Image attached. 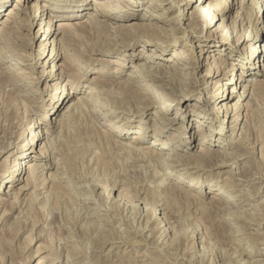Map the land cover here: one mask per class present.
<instances>
[{
  "label": "rangeland",
  "instance_id": "rangeland-1",
  "mask_svg": "<svg viewBox=\"0 0 264 264\" xmlns=\"http://www.w3.org/2000/svg\"><path fill=\"white\" fill-rule=\"evenodd\" d=\"M28 1L31 4L35 1L37 2V0H27L26 2L28 3ZM39 1L42 2L44 0ZM150 1L161 4L163 8L153 10V16L146 18L133 17L129 20L118 21L115 25L122 24V31L121 29H112L108 31L109 29L107 30L102 26H95L96 28L91 29L88 26L87 32H82L80 35L81 37H78L76 42H79L77 45L81 46L83 49L85 45L90 48L93 46L99 47L92 53L87 52L88 56L68 55L67 58L65 57L66 59L64 57L61 59L56 58L54 62L57 64V73L59 72L58 67L61 63L73 69V72L69 75H63L62 78H65L64 80L56 76H47L46 73L48 70L50 71L51 67H48V64L42 67L40 64L36 63V61L43 63V57L46 55L45 53L42 55L41 59H36V55L39 54V44L41 41L40 36L36 35L40 26L38 23L44 20L41 19L38 21L37 19L36 23L32 18L28 17L26 13L18 9L20 15L14 18L15 23L12 25L13 29H7V34L11 35L14 47L6 44L5 39L8 36H5L3 43H1V46L5 44L7 47H10V49H17L16 51L18 53V49L23 51L19 53V56H17L16 53H9L12 62L6 60L1 63L5 71L0 72V177L4 174L5 176L7 175L5 181L0 185L2 189L6 187L5 193L3 190L0 192V264H38V261L40 262L39 264H63L64 262H67V264H263L260 259H264V255H260L258 252L253 253V250H255L253 247H257L256 251L264 247V86L263 89H261V85L259 90L252 92L253 83L255 81L254 78L256 76L249 75V72L245 73V79L247 80L243 79L241 85H248L247 89H250L249 93L248 91L246 92L248 93V97L243 98V103H247V108L250 107V109L247 110L246 108V110H244V108H242V114L237 120V122H240V119L244 117L241 126L244 124L245 127L242 130L236 129V133L233 134L234 138L230 139L229 136L224 137L232 142H230L226 148H221L222 144L221 146L212 145L210 147L214 150L220 149L221 151H225L224 149H227V152H231L237 149L235 146L238 140L241 139L240 137H245V146L248 144L246 148H249L251 151H246L242 147L241 149L239 148L237 151L240 153L246 151L247 157L241 158L235 163H231V161L223 166L214 163L215 165L208 164V167L204 168L206 164L200 161L203 167L197 168L195 167L198 165L197 160H192L193 162L196 161L194 163L191 160V162L186 160L184 164L174 168L173 163H170L172 162L170 156V160L167 159L166 161L167 165H165L164 168L159 167L156 162H152L148 155L143 154L142 149L137 151H132L130 149V152L129 149L126 151L121 149L123 151H120L116 146H112V142L109 139L110 137L107 136L101 140L99 137L94 136L91 140L94 134L92 132H90L91 135L88 134V128L91 130L94 126L86 119L90 118V116L87 117V114L84 115L85 112L81 111L82 115L80 112H77L73 115V118L71 117L69 121L67 120L66 128H68L66 129L67 131L65 130L66 134L63 132L65 136H60V138L64 140H60L61 142L59 141V135L62 132H60V130L62 128L58 124H53V129L57 131L53 132L50 136V139H52L50 140L52 141L51 143H55L56 147L62 150L63 153H61L63 155L65 154L64 156L68 158V160L66 159L67 165L70 164L69 166H64L66 170L69 168L65 172L66 176L61 182H59V180H57L58 182L56 181V183H58L56 185L62 186V195L49 194L56 186L52 187L53 185L50 182L52 177L48 178L50 175L49 173H56L57 168L61 167V163L58 160L61 156L56 160L51 159V161H54L52 166L46 165L49 161V157L40 156L42 147L48 142L46 134V137L44 135L37 145L35 144L30 149L26 148L25 156L28 154L29 156L25 160H32L33 162L36 160L43 161L41 162L45 163L43 164L45 168L43 171L45 173H43V175H46L45 177L47 178L43 176V180L41 179L42 182L40 181L35 185L31 184L32 186L30 184L28 185L25 180L18 181V177H16L18 172L15 174L14 178H12V173L10 171L14 167L13 164L16 163V160L18 161V159L22 158L16 154V152L20 150L18 147H20L23 138L19 136L23 133L25 135L24 138L27 136V131L25 129L28 127V123L33 121V119H40V122L42 121V114L49 108V98L53 91V89L48 87L49 85L55 84L56 82L66 83L67 80L71 79L82 87L81 93L78 95L86 96L83 92L90 84L88 80H92L95 75L99 74L96 73L98 70L104 69L107 73H112V70L118 68L116 63H110L106 60L113 57L123 62L119 66L123 71L121 77L118 78L120 81L126 80L128 75L132 72L133 67L137 66L141 73H143V77L138 78L141 84L144 85L145 82L149 84L150 82L149 86L162 92L165 96L167 95L166 97H170V95H168L171 94L169 90L163 91L158 85L159 83L148 81L150 74L147 72L149 71L144 70L143 67L136 64L146 62L152 65L153 69V67H160L161 65L159 63H163V67H165L166 64H169L166 59L169 57L168 55L173 52L172 50H174L175 46L178 48H183L184 46H188L190 49L194 48L203 62V65L198 69L191 68L186 71V73L190 72L187 74V76H189L185 78L188 84H191L190 86L193 88H198L195 89L196 93L191 95V98H188L187 103H178L172 108L173 110L170 111L169 117L173 116L175 121L173 122L171 120L165 123H159L158 121L157 125L161 127L159 131L161 135L157 136L155 133L158 126L154 120L157 119V116H155L158 110L156 106L146 107L142 112L134 111V113L129 109L128 111H121L118 119L121 120V124L126 122L128 118L133 119V125H139L141 121L146 122L144 123L146 135L145 140L140 143L141 148L148 144L153 138H156V143L160 145V142L167 140L170 135H174L175 130H178V132H181L182 135L184 134V138H188L191 143L185 142L183 140L184 138H181L179 141L176 140V143L178 142L177 144H179V142H182V147L185 145V150L188 149L192 155L190 156L185 150L183 151L177 148H175V150L168 149V151L170 153H172L171 151H177L190 157L197 156L201 146H198L200 136L195 134L194 139V126L199 124V120H203L205 124H203L202 127L206 128L205 130L209 132L208 127L215 126L214 122L210 123V118L216 117L214 113H211L212 106H208V104L205 105L199 102V100L200 98L202 100L208 99L209 95L207 92L214 93L216 91V87L218 86L214 87L215 81L220 80L221 83L227 82L226 78L230 77V72L227 73L225 77L214 74L213 72L207 75L208 70L214 68V66H211L216 61L214 58L218 56L223 57L225 63H227V69L231 71L237 66L238 68H235V71L238 72V74H241V71H245L246 69L240 67L244 58L246 59V53L248 52H244L245 43L242 38L238 40L237 38L244 32L242 30L243 28L245 31L246 29L247 31L250 30L249 27L251 22L246 16L250 13L249 6L251 0H233L235 2L234 7L226 11L225 15H223L224 20H222V15L217 14L216 9V7H218L217 2L220 1L222 3V0L203 1L202 4L204 6L206 5L205 10L208 8L206 18L209 21H204V19L197 20L195 16H192L191 12L195 10V6L197 4L199 5V2L196 3L189 0H187V2L186 0H138V11L144 13ZM12 3L14 5L16 0H9L7 2L6 6L2 8L3 11L0 14V18L4 16V13H8V10H5ZM62 3H64V1ZM87 7H84L83 13L78 17L77 22H83L88 17V12H93L92 5L91 9H87ZM123 7L129 9L125 4H123ZM209 10L213 14L211 12L209 14ZM158 11L164 14L162 17L163 19L154 16V14L157 15ZM259 15H262L260 19L264 21V10L262 8ZM179 17H181L180 20ZM58 19H60V17H55L54 21ZM2 20L3 19H0V22H2ZM239 20L242 22L241 25L243 28L240 25L239 27L242 29L239 28L238 30V24H240ZM144 22L158 23L159 30L157 29V31H160L158 32L159 37L152 38L153 42L152 40L147 42L140 40L132 45L124 46V43H130V40L125 39L128 37L132 38L133 34L141 33L140 37H143L145 33L144 30L137 31L136 23ZM260 26H264V23L262 22ZM220 28L224 30L223 35L230 31L227 34L230 35V38L233 40L230 39L229 44L222 45L218 42V39L222 36V30L220 31ZM60 30L62 29L60 28ZM262 33L264 34V30H262ZM56 35L57 38H60L64 35V31L56 32ZM111 35L118 36L116 39L113 38L112 40ZM154 41L162 43L161 45L165 49L161 50L160 45H156ZM172 41H175L174 44H170ZM106 44L118 47V49L108 51V46H106ZM197 45L199 47H196ZM50 49L51 46L49 47V50ZM139 49L154 53L152 60L150 61L146 59V57H143ZM69 51L72 52L74 50ZM188 52L191 51L189 50ZM210 53L216 56H209ZM263 55L264 52L262 53L260 65L262 64ZM46 59H48V57ZM183 66H190V64H188V62L184 65L181 64V67ZM257 66L256 63L251 64V67H255V69ZM17 67L24 68L26 74L24 76L19 75L16 70L20 68ZM256 70H258V68ZM242 74L244 75V73ZM3 75H11L13 77L18 75L23 81L14 82L12 83L14 86H11L12 84L10 81V83L8 81L3 82ZM81 76L87 77L88 80L78 78ZM108 76L113 77V79L116 78L112 75H107V77ZM197 78L200 81L199 84ZM251 78H253L252 81H250ZM144 79L146 81H144ZM259 79L264 85V73ZM70 87L71 84L69 83L67 89H70ZM243 87L244 86L238 84L237 91L240 90L242 92ZM100 90L102 89L100 88ZM22 91L24 93H22ZM25 95L28 97L25 98ZM70 95L69 97L71 98H69V102L77 100L78 95ZM119 95L121 94L119 93ZM97 98L99 101H102L104 96L101 93H97ZM234 98L235 100L241 99L239 96H235ZM69 99L59 108V111H56L55 108L51 111L50 115L56 112L52 117L54 118L56 116V119L60 118V115L66 110L65 106ZM113 99L116 100L117 98L113 97ZM173 102L176 103L177 101L175 100ZM190 103L193 105H190ZM88 104H90L92 108L93 100L89 99ZM194 104L202 105L205 110H198ZM11 106L13 108V113L11 110L8 111L11 109ZM186 109L187 111L184 114L175 116L176 111L183 113ZM192 109H195L196 112L193 110V112L189 114V117L182 118L188 115V112ZM100 110V113H95V117L99 119L97 124L105 128L115 118H112V114H109V116H105V119L101 113H107L106 110L102 108ZM4 111H7L6 114ZM132 113H134V115H131ZM198 113L201 115H198ZM113 114L117 115V113ZM160 114V112L157 113V115ZM202 115H204L205 118L202 119ZM95 117H93V120H95ZM207 117L210 118L208 119ZM220 118H222V120L225 119V127H227L226 130H228L232 124V117L220 116ZM44 125L45 124H43V126ZM50 126H52V124H50ZM252 127L254 132L256 131V134L252 131ZM74 132H79L80 134L78 133V135L76 133V135H78L76 136ZM80 135L91 137L87 138L84 136V140ZM67 136H70L72 139ZM219 136L220 134L215 133V139H218ZM79 137L84 141L82 142ZM105 138H107L108 141L104 140ZM54 139H56V141ZM69 139H71L75 145H73L71 141L70 144H65ZM133 140V138L130 139L129 137L125 141L130 143ZM8 142L13 144L8 146ZM81 142L84 149H81ZM215 143L217 144L216 140ZM84 145H86V147ZM110 145L112 147H110ZM71 148H76L77 151L73 149L72 152ZM116 149L120 152H117ZM146 157L148 159H146ZM174 157L184 160V157ZM177 169H179V171L181 170V173L187 172L189 176H185L184 179L186 181H189L192 177L202 176L206 182L214 184L213 188L215 189L224 187V184H228V190H230V192L226 189V195L229 196V194L231 195L233 193L237 194V198H239L238 202H240L239 204L241 205H239V207L232 206L233 209L225 208L224 210V208L222 209L220 207L218 202L212 200L210 192L207 193L206 196L198 194L199 197L197 198L189 195V198L187 192L184 190L180 191L179 188V190L174 189L175 186L172 184L173 182L167 180L168 178L166 179L168 170H171L170 174L172 172L174 175L171 176V178H177V175L180 174ZM21 176L26 177V174L23 175L22 173ZM94 181L100 184L104 181L107 184L109 183L108 185H110V187L114 186L112 189L113 193L111 192L112 195L108 197V195L103 194L102 188L95 186V184H93L95 183ZM6 183L8 186H6ZM234 183L236 185H234ZM172 186H174V188ZM56 189L57 186L55 190ZM119 193L127 197V200H129V198L130 201L133 199L137 200L139 206L137 211L136 209L133 210L126 207L123 203L119 205V201L115 200ZM145 206H153V209H157H155L157 212V220L147 215ZM139 209L141 211H139ZM235 211H240V214H236ZM91 212H98V214H92ZM158 223H161L162 226ZM243 247H252L253 255H250L251 253H248Z\"/></svg>",
  "mask_w": 264,
  "mask_h": 264
},
{
  "label": "bare ground",
  "instance_id": "bare-ground-1",
  "mask_svg": "<svg viewBox=\"0 0 264 264\" xmlns=\"http://www.w3.org/2000/svg\"><path fill=\"white\" fill-rule=\"evenodd\" d=\"M8 1L9 0H0V14L3 11L2 8L4 6H6ZM26 1L27 0H24V1L16 0V3L14 5L12 3L5 10V11L8 10V13H4V16H2L0 18V19H3L2 22H0V72L5 71V69H3V67L1 66V63H3L6 60L12 62L11 57L9 56V53H16V55L19 56V53H22V51H23V50L18 49V51H19V53H18L16 51L17 49L16 50L10 49V47H7V45H5V44H4V46H1V43H3V41H4L3 39L5 38V36H8L5 39L6 44L12 45L14 47V42L12 41L11 35L7 34L8 33L7 29L8 28L13 29L12 25L15 23L14 18L19 17V15H20L18 12V9H19V11L21 10L22 12L26 13L28 15V17L32 18L34 20V22H36V23H37V19H38V21L41 19L44 20V21L38 23V25L40 24V26L38 28L36 35L40 36L41 41L39 44V52H38L39 54L36 55V59H38V60L41 59L42 55L45 53H46V55L43 57L44 58L43 63L42 62L40 63L39 61H36V63L40 64V66H42V67H45V64H48V67H51V68H50V71L48 70L46 75L49 77L56 76L62 80L65 79V78H62L63 75H67V74L69 75L70 73L73 72V69L71 67H67L61 63V64H59V67H58L59 72L57 73L56 72L57 71L56 70L57 64H55V62H54L56 58H59V59H61L62 57L67 58L68 55H76V56H82V55L85 56L86 55V56H88L87 52L92 53L95 49H98V47H99V46L98 47L93 46L90 48V47L85 45V46H83L84 47V49H83V48H81V46L77 45V43L79 42V41L76 42L78 40V37L81 35L82 32H87L88 26L91 29L96 28L95 26H102L107 30L109 29L108 31H110L112 29L118 30V29L123 28L122 24L115 25L118 21L129 20V19H132L133 17L146 18L149 16H153V12H152L153 10L163 8V7H161V4H158L157 2H154V1H150V4L147 5V7L145 9L147 12L145 11L144 13L143 12L141 13L137 9V6L139 5L138 0H51V1L44 0L42 2L37 0V2L35 1L32 4L29 3V1H28V3ZM63 1H64V3H62ZM160 1H162V0H160ZM189 1H194L196 3L199 2V5L197 4L195 6V10L193 12H191L192 16H195L197 18V20H203L204 19V21H209L206 18L208 8L205 10L206 5L204 6L202 4L203 1H205V0H189ZM186 2H187V0H186ZM241 2H240V4H241ZM123 4H125V6H128V8L130 10L125 9L123 7ZM234 4H235V2L233 0H231V2H230V0H222V3L220 1L217 2V5H218V7H216L217 14L222 15V20H224L223 15H225L226 11H229L231 8H233ZM91 5H92L93 12L89 11L88 15H87L88 17L83 22H77L78 17L83 13L84 7L88 6L87 9H89V8L91 9ZM263 6H264V0H251L250 6H249V8H250L249 12L250 13L247 12L249 14H248V16H246V17H248L249 21L251 22V25L249 27L250 28L249 31H247V29H246V31L244 30V28L241 25L242 22L239 20L240 24H238V30H239V28L242 27L243 29L242 28L241 29L244 32H242L238 36L237 40L239 38H242L243 42L245 43L244 52H248V53H246V59L244 58V61H242V65L240 67V68H246L245 71H241V74L240 73L238 74V72L235 71V68H238L236 65H234L236 67L233 68V71L227 69V63H225V61H224L225 59L223 57H219V56L214 58V59H216V61H215V63H213L211 65V66H214V68L208 70L207 75H210V73L213 72L214 74H218L220 76L222 75V77H225L227 75V73L230 72V77L226 78L227 82L221 83L220 80L215 81L214 87L218 86V87H216L217 88L216 91L214 93L207 92V94L209 95V98L206 100H204V99L202 100L200 98V100H199V102H201L205 105L208 104V106L209 105L212 106L211 113H214V115H216V117L215 116H214L215 118L207 117L208 119L210 118V120H211L210 123H213V122L215 123V126H209L208 127L209 132L207 130H205L206 128L202 127L203 124H205V122L203 120H199L198 121L199 124L194 126V139H195V134L200 136V142L198 143V146H201V148H200V151L197 154V156L190 157L192 155V153L188 149L185 150V145H184V147H182V145H183L182 142H179V144H177L178 142L176 143V140L179 141V140H181V138L182 139L184 138V136H183L184 134L182 135V133L178 132V130H175L174 135H170V137L167 138V140H163L162 142H160V145H158V143H156V141H155L156 138H153L152 140L149 141L148 144L144 145V147L142 146V148H141L140 143H142L145 140V135H146L145 134L146 129L144 126V123H146V122L141 121V124L133 125V122H132L133 119L128 118V119H126V122H123L121 124V120L118 119L121 111H125V110L128 111V109H129V110H131V112H134V111L142 112V111H144V109L146 107L156 106V108L158 109L156 111V114H155V116H157V119H154L156 121V125L158 124V121H159V123L160 122L165 123V122L171 121V120L173 122L175 121L173 116L169 117L170 111L173 110L172 108L174 106H176L178 103H182V102L187 103L188 98H191L190 96L195 94L196 93L195 89L198 88V87L193 88L192 86H190L191 84L190 85L188 84V82L185 78H187L189 76V75L187 76V74L190 72L186 73V71L190 70L191 68L192 69H196V68L198 69L200 66L203 65V62L201 61L200 57L197 55L194 48L190 49L188 46H184L183 48H178L175 46L174 50H172L173 52H171L168 55L169 57L166 59V61H168L169 64L168 65L166 64L165 67H163L164 66L163 63H159L161 66L160 67L158 66L155 68L153 67V69H152V65H150L146 62H141V63L136 64L138 66L143 67L144 70L149 71V72H147L150 74L148 81L150 80V81H153V82L155 81V82L159 83L158 85L160 86V88L163 89V91L169 90L171 92V94H168V93L167 94L170 95V97H166L167 95L165 96L162 92L157 91L156 89H153L151 86H149L150 82H149V84L147 82H145L144 85L141 84V81H139L138 78L143 77V73H141V71L139 70V68L137 66L133 67L132 72L128 75V78L126 80L120 81L118 78L121 77L123 71L120 69L119 66L123 62H120L119 60L114 59L113 57L106 59L110 63H116V66L118 67L117 69L115 68L116 70H112V73H107L104 69H100L96 72L99 74L95 75L92 80L91 79L88 80L87 77H84V76L78 77L80 79H86V80L90 81L89 82L90 84L88 85L87 89L83 92L84 95H86V96H83V95L79 96L78 95L81 93L82 87H80L77 83H75L76 81L74 82L71 79L67 80L66 83L56 82L55 84L49 85L48 87L53 89V91L51 92V96L49 98V100H50L49 108H47L46 109L47 111L44 112V114H42V117H41L42 121L40 122V119H33V121L28 123V127L25 129L27 131V136L24 138V136H25L24 133L21 136H19V137H23V138L21 140L20 147H18V148H20V150L17 151L16 154H18L22 158L18 159V161L16 160V163L13 164L14 167L10 171L12 173V178H14L15 174L18 172L16 174V177H18L17 180L18 181L19 180H25L28 185L29 184L35 185L41 181V179L44 176L43 173H45V172H43L45 169L43 164H45V163H41L43 161H37V160L35 162H33L32 160H25L29 156V154L25 156V151L27 149H30L35 144L37 145L39 140H41V138H43V136L46 134L48 142L45 144L44 147H42V149L40 148L42 150V153L40 151V156L49 157V161L46 163L47 166H52L54 161L53 160L51 161V159L56 160L59 156H61V158L58 159L61 163V167L57 168L56 173L50 172L49 173L50 175L48 177V178L52 177L51 181H50L53 185L52 187H54L56 184H58V183H56L57 180H59V182H61V180L66 176L65 172L69 169V168L67 170L64 169V166H69L70 164L67 165L68 158H66V156H64L65 154L64 155L62 154L63 153L62 150L58 149V147H56V144L51 143L52 141H50V140H52V139H50V136L52 135V133L57 131V130L53 129V124H58L59 126H61L62 129L60 130V132L62 131L61 132L62 134L60 133V135H59V141L64 140V139H61L60 136L62 137L65 133V130L68 128V127L66 128L67 120L69 121L71 117L73 118V115H75L77 112H80V114H81V111L82 112L84 111L85 112L84 115L87 114L86 115L87 117L90 116V118H86V119L88 120V122L93 124L92 126H94V127H92L93 129L91 128V130L88 128V130H89L88 134H90V132H92L94 134V135L92 134L93 136H92L91 140L93 139L94 136L99 137L100 140L107 136V137H110L109 139L112 142V146H116V148L120 149V151H123V150L126 151L127 149H129V152H130V149L132 151H137L139 149H142L143 154L148 155L151 158L152 162L153 161L156 162L157 166L162 167V168H164L165 165H167L166 161H167V159H169L170 156H171L170 159L172 160V162H170V161L169 162L173 163L174 168H176L177 166H179L181 164H184V161H186V160H189V161L190 160L191 161L197 160L198 165H196V163H195V165H196L195 167H197V168L203 167V165L200 164V161H201L203 164L204 163L206 164V166H204V168H205V167H208L207 166L208 164L213 165L215 163V164H218L219 166H223V165H225L231 161H232L231 163H235V162L239 161V159H241V158H246L247 157L246 151L247 150L251 151V150L249 148L248 149L246 148V146H248V144L245 146V144H246V141L244 139L245 137H243L241 134L240 135L242 137H240L241 139L238 140L237 145L235 146V147H237V149L234 151L227 152L226 151L227 149H224L225 151H221L220 149L214 150V149H211L210 147L212 145L221 146V144H222L221 148H223V147L226 148V146L230 144L231 140H228L227 138H224V137L229 136L230 139L234 138L233 134L236 133L235 130L236 129L242 130L245 127L244 124L241 126V123H242L244 117H242L240 119V122H237L238 118L242 114V108H244V110H246V108L248 107L247 103H245V102L243 103V98L248 97V93H249L250 89H247L248 85H241L243 79L247 80V79H245V73L249 72L250 73L249 75L256 76L254 78L255 81L253 83L252 92L259 90V88H261V85H262L261 89H263L264 85L261 83V81L259 79V77L262 76L264 73V57L262 58V64L261 65L259 64L261 57H262V53L264 52V34L262 33V30H264V26H260V24L262 22L264 23V21L260 19L262 17V15H259L261 12V8L264 10ZM210 7H211V5H210ZM213 8H212V11H213ZM210 12L211 11L209 10V14H210ZM148 13H150V14H148ZM236 14H237V12H236ZM154 16L162 18L164 16V14L158 11L157 15L154 14ZM55 17H60V19L54 21ZM47 19H48V21H47ZM180 19H181V17H179V20ZM236 19H237V17H236ZM239 21H238V23H239ZM136 24L135 25H136L137 31L144 30L145 35L143 34V37H140L141 33L140 34L136 33V34L132 35V38H130V37L126 38L125 37L126 38L125 40H130V43L126 42V43H124V46L132 45L133 43L140 41V40H144L145 42L151 41L152 38H158L159 37L158 32H160V31H157V29L159 30L158 23H145L144 22V23H136ZM53 25H54V27H53ZM240 25H241V27H239ZM57 26H58V28H57ZM60 28L62 30H60ZM161 28H163V27H161ZM67 29H68V31H67ZM98 29H99V27H98ZM99 30H97V31H99ZM221 30L222 29L220 28V31ZM59 31L60 32L64 31V35H62L60 38H57L56 32H59ZM121 31H122V29H121ZM223 31L224 30H222V36L220 35L221 38L219 37L220 39H218V42H220L222 45L223 44H229L230 39L233 40L232 38H230V35L227 34L230 31H228L226 34L224 33V35H223ZM117 36L118 35H116V36L111 35V39L112 40H113V38L116 39ZM176 38H178V37H176ZM121 39H118V40H121ZM174 40L176 41L175 38H174ZM152 42H153V40H152ZM174 42L172 41V42H170V44H174ZM104 43H106V42H104ZM155 43H156V45H160L161 50L165 49L161 45L162 43H160L159 41H157ZM82 45H83V43H82ZM50 46H51V49L49 50ZM106 46H108L107 47L108 51L118 49V47H115V46L113 47V46H111V45L109 46L107 44H106ZM196 47H199V46L197 45ZM69 50H74V51L70 52ZM139 50H140V53L143 55V57H146V59H148L150 61L152 60V56H154V53H152L151 51L150 52L144 51L143 49H139ZM189 50L191 52H188ZM202 50H204V49H202ZM123 53H124V51H123ZM220 54H224V53H220ZM209 56H216V55L210 53ZM47 57H48V59H46ZM14 59H15V57H14ZM47 61H49L50 63ZM187 62H188V64H190V66L181 67V64L184 65ZM253 63H256V66L258 65L256 67V69L258 68V70H256L255 67L254 68L251 67V64H253ZM72 64H74V63H72ZM14 65H16V64H14ZM166 66H168V67H166ZM17 68H20V69L16 70V72L19 75L24 76L26 74V71H24V68H22V67H17ZM242 73H244V75ZM44 75H45V73H44ZM107 75H112V76H115L116 78L113 79V77H109V76L107 77ZM194 79H195V77H194ZM2 80H3V82L4 81L9 82L10 81L11 84L14 82L17 83V81L18 82L23 81V79L21 77H18V75L16 77H13L11 75L10 76H4ZM197 80H198V84H199L200 81L198 78H197ZM252 80H253V78L250 79V81H252ZM144 81H146V80L144 79ZM69 83L71 84V87H70V89H67V85ZM238 84L240 86H244L242 92L240 90L237 91ZM5 86H7V85H5ZM11 86H14V85L12 84ZM100 88L102 90H100ZM48 90H49V88H48ZM247 91H248V93H246ZM15 92H17V91H15ZM17 93H19V92H17ZM22 93H24V92L22 91ZM97 93L98 94L101 93L104 96L102 101L98 100ZM119 93L121 95H119ZM70 94L75 95V96L78 95L77 100L69 102L70 101L69 98H71V97H69V96H71ZM235 96L236 97L239 96L241 99L235 100V98H234ZM27 97L28 96L25 95V98H27ZM113 97L117 98V99L115 100V99H113ZM67 99H69V100L67 101V103H66L67 105L65 106L66 110L64 109L65 111L60 115V118L56 119L55 118L56 116L53 118L52 116L55 115L56 112H54L52 115H50L51 111L55 108H56V111L57 110L59 111V108H61V106L65 103V101ZM89 99L93 100L92 106L94 108L93 107L91 108L90 104H88ZM175 100L177 101L176 103L173 102ZM191 104L192 103H190V105ZM5 106H6V104H5ZM194 106H196L198 110H201V111L205 110L203 108V106L200 104H194ZM97 107H99L100 109L102 108V109L106 110L107 113H105V112L101 113V114H103L104 117L107 115L109 116V114H112V116L111 115L110 116L112 118H115L112 121L110 120L111 122L105 128H102L101 126H99V124H97V121L99 119H97L95 117V113H100V111H101ZM42 109H44V108H42ZM249 109H250V107L247 108V110H249ZM10 110H11V112L13 111L12 106H11V109H9L8 111H10ZM193 110L195 111V109L190 110V112H188V115H186L182 118H186L187 116L189 117V114L191 112H193ZM186 111H187V109L184 110L183 113L176 111L175 116H180V115L184 114ZM6 112H5V114H6ZM158 112H160L161 114L157 115ZM113 113H117V115H114ZM134 113H132L131 115H134ZM14 115H16V114H14ZM192 115H194V114H192ZM198 115H201V114L198 113ZM103 116H102V118L104 119ZM220 116L232 117V124L230 125V128L228 130H226L227 127H225V119L222 120V118H220ZM93 117H95V120H93ZM203 118H205L204 115H202V119ZM105 119H106V117H105ZM6 121H7V119H6ZM108 121H109V119H108ZM43 124H45V125L43 126ZM50 124H52V126H50ZM68 124H70V123H68ZM120 124H121V126H120ZM157 126H158L157 127L158 129H157L155 135L159 136V135H161V132H159L161 130L160 129L161 127L159 125H157ZM16 127H14V128H16ZM10 129H12V128H10ZM69 129H70V127H69ZM251 129L254 132L253 127ZM72 131H73V129H72ZM86 131H84V132H86ZM71 133H70V136H71ZM76 133H75V135H76ZM215 133L220 134L218 139H215ZM46 135H45V137H46ZM78 135H76V136H78ZM81 135H80V137H82L83 139H84V136L87 137V135H83V136H81ZM257 135H258V133H257ZM70 136L69 137L67 136V137L71 138ZM80 137H79V139H81ZM90 137H87V138H90ZM129 137H130V139L131 138L134 139L130 143L125 141ZM236 137H235V139H236ZM259 138H260V136H259ZM56 139H57V137H56ZM56 139H54V140L56 141ZM71 139H69V141H67L65 144H70L72 142ZM77 139H78V137H77ZM104 140H107V138H105ZM183 140L185 142L191 143V141L188 138H184ZM215 140H216L217 144L215 143ZM49 141H50V144L48 145ZM81 141H82V139H81ZM78 142H79V140H78ZM82 142L80 143L81 147L83 146ZM192 142H193V140H192ZM62 143H63V141H62ZM171 143L173 146L171 145ZM12 144L13 143L8 142L7 145L11 146ZM73 145H75V143H73ZM84 146L86 147V145H84ZM112 146L110 145V147H112ZM159 146H160V148H159ZM241 147L243 149H245L246 151L243 153H240L239 151H237L239 148L241 149ZM76 148H71L72 149L71 151L73 152V149H76ZM175 148L182 149L183 151L185 150V152L188 153L190 156L187 155L188 156L187 157V156H185L186 154H182V153H179L177 151H171L172 153H170L168 151V149L175 150ZM81 149H84V148L82 147ZM121 149H123V150H121ZM74 151H77V149ZM120 151L117 150V152H120ZM64 153H65V151H64ZM127 154H128V152H127ZM139 155H141V154H139ZM174 156H179V158L184 157V160H180L178 158H175ZM146 159H148V158L146 157ZM194 162H196V161H194ZM193 166H194V164H193ZM187 168H189V167H187ZM4 169H5V167H4ZM177 170L179 171V169H177ZM170 171L171 170L167 171L166 179L168 178L167 180L173 182V183L172 182L171 183L175 186V188H174V186H172L174 189L179 188L180 191L184 190L185 192H187L188 197H189V195L190 196L192 195L195 198H197V197H199L198 194L206 196L207 193L210 192L212 200L218 202L220 204V207L222 209L224 208V210H225V208H227V209L232 208L233 209L232 206H238L239 207V205H241V204H239L240 202H238L239 198H237V194L233 193L231 195L229 194V196L226 195L227 191L230 192V190H228V186H229L228 184L223 185L225 188L224 187H218L217 189H215V188H213L214 184H211L210 182H206L202 176L192 177L189 181H186L184 178H185V176L187 177L189 175L187 174V172L181 173V170H180L179 171L180 174L177 175V178L173 179V177L171 178V176H174V175L172 174V172L170 174ZM22 173H23V175L26 174V177L21 176ZM6 177H7V175L5 176V174L0 177V185L3 181H5ZM45 178H47V177H45ZM97 181L96 182L94 181L95 183H93V184H95V186H98L99 188H102L103 194H106V195H108V197H110L113 193L112 189L114 186L110 187V185H108L109 183L107 184L104 181H102V182L100 181L102 183V184H100ZM235 183H237V182H235ZM235 183H234V185H236ZM6 186H8L7 183H6ZM25 186H26V183H25ZM56 186H57V189L55 190ZM56 186L54 189H52V191L49 194L53 193L54 195L57 194L58 196H60V194L63 192L62 188H61L62 186L61 187L59 185H56ZM40 189H42V188H40ZM226 189H227V191H226ZM1 190H3V192L5 193L6 187L4 189H2V187H0V192H1ZM169 190H171V189H169ZM212 191H214V192H212ZM102 192H100V193H102ZM8 193H9V191H8ZM126 198L127 197L123 196V194L119 193L117 199H115V200L119 201V205L121 203H123L126 207L133 209V210L136 209V211H137V208L139 207L137 200L133 199L130 201L129 197H128L129 200H127ZM115 200H113V201H115ZM78 203H79V200H78ZM0 204H1V202H0ZM147 206H145L147 215H149L150 218L152 217V219L157 220V215H156L157 209L156 208H155L156 210L153 209L154 208L153 206H149V207H147ZM140 209H139V211H141ZM235 212L237 214L240 211H235ZM91 213L96 214V215L98 214V212H95V213L91 212ZM229 213H230V211H229ZM247 216H249V215H247ZM253 217H256V216H253ZM161 223H158V224L160 226H162ZM243 248H244V250L246 249L248 251V253H251L250 255H253V253H257V252L260 255H264V247L260 248V250H257V251H256L257 247L256 248L253 247L255 250H253L252 247H243ZM252 250H253V253H252ZM208 254H210V253H208ZM240 261L242 262L241 259H240ZM260 261L264 264V259H260ZM39 263L40 262L38 261V264ZM63 264H67V262H64Z\"/></svg>",
  "mask_w": 264,
  "mask_h": 264
}]
</instances>
